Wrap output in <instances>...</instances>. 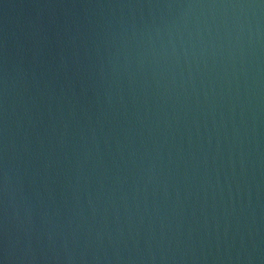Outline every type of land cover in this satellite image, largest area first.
Returning <instances> with one entry per match:
<instances>
[{
	"label": "water",
	"instance_id": "water-1",
	"mask_svg": "<svg viewBox=\"0 0 264 264\" xmlns=\"http://www.w3.org/2000/svg\"><path fill=\"white\" fill-rule=\"evenodd\" d=\"M0 264H264V0H0Z\"/></svg>",
	"mask_w": 264,
	"mask_h": 264
}]
</instances>
